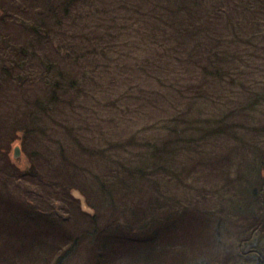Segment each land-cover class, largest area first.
<instances>
[{"label":"trees","instance_id":"obj_1","mask_svg":"<svg viewBox=\"0 0 264 264\" xmlns=\"http://www.w3.org/2000/svg\"><path fill=\"white\" fill-rule=\"evenodd\" d=\"M84 1L43 0V6L44 4L47 6L48 12L53 10L57 25L62 27L60 22L64 17L69 16L72 22L78 19L77 14L79 9L83 8ZM88 1L90 2L89 4H92L97 0ZM101 1L104 7L108 6L105 10V15L101 16L102 21H105L104 16H108L107 14L112 11L116 12L117 9L120 16L115 21L116 26L119 25L122 28L128 24L127 20L134 18L133 16L137 17L136 21L139 26H141L142 22L147 26L148 22L156 21L158 30L155 33L156 40L154 48H152L153 52L148 53L147 56L144 55V60L137 64L139 70L145 75L151 78L156 75H164L169 78L172 77L173 81H179L183 75H186V78L191 80L187 83L186 89H190L192 95H195L197 91L204 95L205 92L211 89L213 84L219 85L220 82L222 85L225 82L229 83L232 85L229 91L237 93L236 87L243 83L242 72L239 68L232 69L226 66L227 55L225 51L230 52V50H225V48L232 45L230 44L231 42L222 40L220 37L217 38L216 43L214 42L215 39L208 40L203 38L205 34H201L203 30L199 29L200 25L190 20L192 13L190 8H187L188 0L178 2L177 8H167L168 19L175 22L174 26L176 29L174 27L172 30H167L168 19H164L162 14L151 13V9L156 11L161 8L159 0ZM182 2L184 4L180 5ZM239 2L245 10L248 7L250 9H248V12H237L239 15L237 16V25L243 27L244 25L242 24L245 22V24L250 26L260 27L262 30L252 33V37L258 38L254 47L264 49L262 47L264 44V0H253L255 4L251 3V0H238L235 4ZM113 4L115 5L112 6ZM253 5L256 6L255 9L251 7ZM123 7L130 9L131 14L126 15ZM180 9L186 11L189 16L188 20L184 21L183 18H176V13ZM44 10L42 8L41 14L44 13ZM60 11L62 15H58ZM225 11L224 8L217 5L214 14ZM102 12L104 13V11ZM96 17H100L99 13ZM227 18L229 23H234L235 25L234 15L227 14ZM93 19L94 17L90 20L92 24H94ZM115 19L116 17L114 16L111 21L114 22ZM19 22L22 25H27L24 21L19 20ZM41 23H46L45 19H42L39 24L30 25L31 28L29 29L34 38L38 39L42 44L49 43L48 30H43L41 35V30L37 29V26ZM110 24H107V26ZM211 24L213 26L212 22ZM111 28L109 26V29ZM232 28L234 29V27ZM109 29L106 28L105 34L100 33L96 35L97 38L94 37L93 43L89 44L90 49L86 48L88 55L92 54L99 56V58L101 56V58L108 59L109 53H107V49H109L117 53L122 51L126 58L131 53L132 48L141 49L138 43L130 45L123 43L122 47L115 49L113 37L118 38V36ZM59 30L61 31V29ZM90 32L92 33V30ZM151 34L152 27L147 32L149 37H151ZM233 35H237L236 31H233ZM239 37L237 35V38ZM259 41L261 42L260 44ZM3 42L7 44V41ZM235 44L237 45V43ZM62 49H65L64 53L68 52L67 46L61 44L56 47L55 51L60 53ZM146 49L149 48L147 47ZM74 50L75 47L72 51ZM24 52H27V49L24 48ZM83 55V58L86 59L84 52H82ZM232 57L229 63L230 67L236 65L231 63L234 61ZM40 59L43 62H47L45 64L46 68L40 72H34L31 70L32 63L26 57H7L2 52V55L0 54V78L3 82H13L24 94L23 99L28 102L31 101L35 107V112L41 110L46 114H50L53 110V105L63 100L61 97L62 91L65 90L66 92L69 86L78 85V82L75 78H70V84H66L59 77H50L48 72L55 64L58 65L57 62L51 58L47 59V57H45L46 61L42 58ZM182 71L185 73L181 74ZM82 72L85 76V70H82ZM32 73H34L33 78L31 77ZM60 74L68 75L66 71L63 73L60 71ZM216 77L220 82L217 81ZM33 79L46 80L47 88L44 89V96L36 94L32 99V93L24 92L26 87L27 90L32 89L22 83ZM197 79L201 80L199 82L201 85L197 82ZM200 88L201 90H199ZM77 89L85 92L82 86L77 87ZM220 89L218 92H220ZM239 91L240 87L238 88ZM243 92L246 98H249L247 105H241L244 106V109L233 108L221 114L222 117L218 120H206L205 122L208 125L199 126L200 137L204 139L209 135L220 137L224 133L232 131H234L233 134L236 136V127L239 126V121H244L243 118L250 116L249 113H246V109H250L253 105L261 102V95L254 90L253 84H251L249 90ZM27 93L28 95H26ZM218 95L219 93H215L213 97ZM229 99L231 98H219L218 101L222 103ZM78 106L83 108L85 105ZM237 113H245L243 117L237 118L239 119L238 122L233 119L230 121L224 119H230L236 116ZM177 119L173 118L172 121ZM209 122L212 123L209 124ZM45 124L41 122V125L36 126L34 130L27 125L21 126V131L23 132L21 136L14 135L16 133V130H14L12 137L5 141L7 146L3 144L0 146L1 150L6 151L15 139H19L20 147H23V151L30 159V166L21 170L13 164L5 163L4 166L10 165L11 171L5 172L2 170V174H0V253L3 252L2 254H4L0 255V264H17L18 261L20 262L23 259L30 260L33 264H67L72 260L80 261L82 259H84L83 263L81 262L82 264H210V258L206 259L204 257L205 254H201L202 249H198L200 245L203 247V244L210 241L211 243L215 241L223 245L219 235L223 229L227 228L225 219L236 220L238 224L246 227V230L242 232L243 243L246 244L247 241L251 244L253 243V249L255 248V250L252 249L253 251L249 250L252 253L247 256L248 250L241 246L240 249L242 251L239 254L241 259L238 263L264 264V146H261L262 142L257 143L259 146L254 144L250 147L255 152L252 158L254 164L249 163L248 168L244 172L240 170L241 168L239 169V172L242 171V176L240 177L243 178L245 187H249L246 190L252 191L251 197L236 191L237 202L231 206L228 204V211L225 212L220 207L219 209L208 210L201 209L195 203H184L180 198L167 195L161 187L155 191L140 188V185L144 186L143 182L155 186L153 182L156 178L151 176L150 173L160 170L158 162L160 159H163V165L169 164V160L164 159L165 149L171 151L176 149V145L184 138L169 137L159 142V145L154 142L148 143L147 145L149 146H145L146 155L155 165L159 166L150 168L147 166L148 164H144L143 167L135 169L125 165L122 166V169H124L122 174H118L114 170L105 173L108 171L106 168L100 178L99 175H92L90 179H87L90 181L80 186V180L77 177L78 172H93L71 161L69 154H66L65 143L57 136L54 138L52 130L47 127L48 124H46L47 126ZM55 124L62 127L65 125L61 120H56ZM167 124L170 126V123ZM189 124L191 126L194 125L193 122ZM260 124V127L264 128V120ZM171 125L172 130H178L176 123ZM73 127L66 126L64 130L71 134L74 148L76 150L80 149L79 151L91 149L92 146L87 147L86 144L82 143L83 136L75 132ZM181 128H183V132L187 130L185 127ZM77 129L80 130V128ZM19 130L20 127L17 131ZM168 133L170 134L171 131L168 130ZM237 134L239 142L238 145L234 146V150L229 151L218 160H212L208 167L213 165L214 161H228L234 151L239 154H244L247 151L245 150L247 146L243 145L245 141L242 140L240 133ZM41 135H47V137L42 140ZM31 137L34 140V145L28 151ZM257 139L259 140L261 137L257 136ZM131 141L130 139L127 140L126 144ZM116 143L118 148H123L125 145L123 142ZM191 147V145L188 146V149ZM260 149L262 154L257 155V151ZM105 150L108 152L104 153ZM171 151H169L170 156ZM97 152H99V156L108 159L110 162L107 165L113 166V168V162L120 163L118 156L121 151L114 153L111 151V147H99L94 150V153ZM59 156H61L60 159L62 161L57 159ZM55 159L57 160L54 162ZM147 161L149 163L150 160L147 158ZM62 169H64V173L61 172ZM168 171L170 172V170ZM108 173L112 175L108 176ZM260 173L262 175H259ZM186 175L188 177L187 173ZM84 177L86 179V174H84ZM8 178L15 182H25L20 189L28 193L27 197L18 196L15 192L22 184L20 182L19 184L16 183L17 186L13 188L14 190H9L7 188ZM228 178L227 176V183H229ZM94 179L98 184L96 187H93V184H95ZM246 181H250V183ZM257 181L261 184L256 183ZM30 182H35L33 184L39 188H34L33 184L30 185ZM111 183H113V186ZM120 183H123L121 186L129 189L122 192L121 195L117 192L121 187L119 186ZM256 185L259 187V192ZM232 186L235 187V185ZM74 188L80 190L85 196L93 209V213L81 209L79 199L71 194ZM228 188L229 186L223 188V190ZM205 189L207 190V188ZM215 191L219 192V190ZM93 192L96 195H100L99 198L97 197V202H91L90 200V196L94 195ZM202 193L204 194V191ZM197 203L200 205V200ZM106 210L109 211L107 217L104 215ZM120 215L123 219L120 218ZM211 234L215 238L214 240H209ZM200 254L201 256L198 257ZM247 257L250 258L249 261ZM242 258L245 259L244 262ZM213 260L216 262L215 259Z\"/></svg>","mask_w":264,"mask_h":264},{"label":"rangeland","instance_id":"obj_2","mask_svg":"<svg viewBox=\"0 0 264 264\" xmlns=\"http://www.w3.org/2000/svg\"><path fill=\"white\" fill-rule=\"evenodd\" d=\"M159 1L161 3L160 11L151 9V13L157 12L155 13L156 15L162 14L164 19H168L167 8H177V3L181 0ZM237 1L188 0L187 8H190L192 13L190 20L200 25L199 29L203 30L201 34H205L203 38L208 40L215 39L214 42L216 43L217 38L220 37L222 40L231 42L230 44L232 45L225 48V50L229 49L230 52L224 50L227 55L226 66L232 69L239 68L242 72L243 81L240 86L236 87L237 93L235 94V92L229 91L232 85L227 82L222 85L216 77L217 81L220 82L219 85L213 84L211 89L205 92L204 95L201 92L198 93V91L195 95H192V91L186 89L187 83L191 81L186 78V75H183L179 81H173L172 77L169 78L164 75H156L151 78L139 70L137 64L144 60V55L147 56L148 53L153 52L152 48H154L156 40L155 33L158 30L156 21L148 22L147 26L142 22L141 26H139L136 21L137 17L133 16L134 18L127 20L128 24L122 28V26H116L115 22L120 16L118 9L116 12L112 11L107 14L108 16H104L105 21H102L101 16L105 15V10L108 6L104 7L101 0H97L92 4L85 0L83 8L79 9L77 14L78 19L72 22L69 16L64 17L60 22L62 27H59L55 21V13L53 10L48 12L47 6L45 4L43 6V0H0V54L2 55L3 52L7 57H26L32 63L31 70L34 72H40L46 68L45 64L47 62L41 61L40 58L44 61L51 58L58 65L55 64L48 72L50 77H59L66 84H70V78H75L78 82V85L69 86L66 92L65 90L62 91L61 97L63 100L54 104L51 113L46 114L41 110L35 112V107L31 101L28 102L23 99L24 94L13 82H3L0 78V146L6 144L5 141L12 137L14 130H16L14 135L21 136L23 133L21 126L27 125L34 130L36 126H40L41 122H43L48 124V126L45 125L52 130L54 138L57 136L65 143L66 154H69L70 160L93 172H78L77 177L80 180V186L90 181L87 179H90L92 175H99L100 178L106 168L108 171L105 173L114 170L116 173L122 174L124 170L122 166L127 165V167L136 169L148 164L147 166L150 168L160 165L159 171L150 173L151 176L156 178L153 182L155 186L143 182L144 186L139 184L140 188L155 191L161 187L167 195L180 198L184 203H195L201 209H219L220 207L225 212L228 211V204L231 206L237 202L236 191L251 197L252 191L246 190L249 187H245L244 180L240 176H242L241 172L248 168L249 163L254 164L252 158L255 152L250 149L251 145L259 146L257 143L262 142L261 146H264V128L260 127V122L264 120V49L254 47L258 38L252 37V33L262 30L260 27L256 28L255 25L250 26L245 24V22L242 24L244 25L243 27L237 25V16H239L237 12H248V9H250L248 7L245 10L240 5V2L235 4ZM106 2H109V0ZM252 2L253 0H251ZM183 4L184 2L180 5ZM217 5L228 12L225 11L215 15L214 11H216ZM251 7L255 9L256 6L253 5ZM42 8L45 10L41 14ZM103 8L105 9L103 10ZM123 11L124 13L126 12V15L131 14L128 8L123 7ZM98 13L100 17L95 18ZM227 14L234 15L235 25L234 23H229ZM58 15H62V12L60 11ZM114 16L116 19L112 22L111 20ZM92 17H94V24L90 22ZM176 18H183L185 21L188 20L189 16L186 11L180 9L176 13ZM42 19H45L46 23H41L37 26V29L41 30V35L43 30H48L49 43L45 44L34 38L29 29L31 28L30 25L39 24ZM19 20L26 22L27 25H22ZM164 21L166 22V20ZM167 23L168 26L165 24L167 30H172L175 27L174 21L168 19ZM107 24H110L109 26L112 28L109 29ZM151 27L152 34L149 37L147 32ZM106 28L118 36V38L113 37L115 49L122 47L123 43H128L129 45L138 43L141 49L132 48L131 53L126 58L122 51L117 53L109 49H107V53H109L108 59L101 58V56L99 58V56L92 54L88 55L86 48L90 49L89 44L93 43L94 37L97 38L96 35L100 33L105 34ZM91 30L92 33L90 32ZM142 30L143 32H141ZM233 31H236L240 37L237 38V35H233ZM3 41H7V44ZM59 44L66 45L68 52L64 53L65 49L60 50V53L56 52L55 49ZM74 47L75 50L72 51ZM147 47L149 49H146ZM262 47H264V44ZM24 48L27 49V52H24ZM82 52H84L86 59L83 58ZM231 57L234 59L231 63L236 64L234 67L229 66ZM82 70H85V76ZM60 71L62 73L66 71L68 75L64 76L60 74ZM184 73L183 71L181 72V74ZM33 75L34 73L31 75L32 78ZM200 81L197 79L198 83ZM22 84L30 86L32 89L27 90L26 87V91L24 90V92L33 94L31 96L32 99L36 94L44 96V89L47 88L45 79L27 80ZM199 84L201 85V83ZM251 84L254 85V90L261 95V102L253 105L250 109H246V113H249L250 116L243 118L244 121H239L237 118L243 117L245 113H237L236 116L230 119L224 118L226 121L232 119L239 121V126L236 127V136H234V131H232L224 133L220 137L213 135H209L205 139L200 137L199 126L208 125L205 122L206 120H218L222 117L221 114L233 108L244 109V106L241 105H247L249 98H246L243 91L249 90ZM79 86H82L85 92L78 90L77 87ZM239 87L240 91L238 92ZM219 89L220 92H218ZM215 93H219V95L213 97ZM219 98L231 99L220 103L218 101ZM78 105L85 106L81 108ZM173 118L178 119L172 121ZM56 120H61L65 125L62 127L55 124ZM190 122H193L194 125L191 126ZM167 123H170V126H172V123H176L178 130H172V127ZM211 123L209 122V124ZM66 126H74L75 132L83 136L82 143L86 144L87 147L92 146L91 149L85 151L76 150L71 134L64 130ZM19 127L20 130L17 131ZM181 127H185L187 130L183 132L184 130ZM77 128H80V130ZM168 130L171 131L170 134ZM237 133H240L242 140L245 141L243 145L247 146L245 147L247 151L244 154L234 151L228 161H214L215 163L208 167L212 160H218L229 151L234 150V146L238 145L239 142ZM257 136L261 137V139L258 140ZM46 137L47 135H41L42 140ZM169 137L184 138V140L179 141L176 149L172 151L165 149L164 159L169 160L168 165H163V159L158 161L159 165H155L146 155L145 146H149L147 145L148 143L154 142L159 145V142ZM129 139L132 141L126 144ZM30 140L28 151L34 145L32 137ZM116 142H123L125 145L121 149L118 148ZM190 145L192 147L188 149ZM16 147L19 148L17 156L14 155ZM99 147H111V151L114 153L121 151L118 156L120 163L113 162L114 168L107 165L110 162L108 159L99 156V152L94 153V150ZM169 151L172 152L171 156ZM107 152L105 150L104 153ZM261 154L262 150L260 149L257 151V155ZM60 158L61 156L57 159L62 161ZM147 158L150 160L149 163ZM5 163L13 164L20 170L30 166V159L23 151V147H20L19 139H15L6 151L0 149V174H2V170L5 172L11 171L10 165L4 166ZM239 169L242 171L239 172ZM61 172L64 173V169ZM261 173L259 175H262ZM84 174H86V179ZM111 175L108 173V176ZM227 176L229 177V183L226 182ZM93 181L95 182L93 187L98 186L96 180L94 179ZM19 182L22 183L21 181ZM19 182L8 178L7 188L14 190L13 188ZM246 182L250 183V181ZM24 183L20 185L19 190L15 191L18 196L27 197L28 195V193L20 189ZM33 183L35 182H30V185ZM256 183L260 182L257 181ZM111 185L113 186V183ZM121 185L123 183L119 184V186ZM232 185H235V187ZM32 186L39 188L34 184ZM223 186H229V188L223 190L225 188ZM130 189L132 190V188ZM128 190L127 187L121 186L117 192L121 195L122 192ZM215 190H219V192ZM202 191H204L205 195ZM257 191L259 192V187ZM44 192L46 193V191ZM71 194L79 199L82 210L93 213V209L80 190L74 188ZM93 194L90 196V200L91 202H97L100 195H96L94 192ZM199 200L200 205L197 203ZM108 212V210L104 212L105 217L108 216ZM220 213L224 215L222 212ZM120 218L123 219L121 215ZM225 224H227V228L223 229L219 235L223 245L215 241L211 243L210 241L203 244V247L200 245L198 249H202L201 254H205L206 256L204 255V257L206 259L210 258V264H239L241 246L248 250L247 256H250L252 251L255 250V248L253 249V243L251 244L248 241L246 244L243 243L242 232L246 230V227L238 224L236 220L232 221V219H225ZM211 239H215L212 234L209 236V240ZM2 253L0 255H4ZM83 260H72L67 264H82ZM242 260L243 262L245 261L243 258ZM247 260L249 261L250 258L247 257ZM17 264H33V262L23 259L20 262L18 261Z\"/></svg>","mask_w":264,"mask_h":264},{"label":"water","instance_id":"obj_3","mask_svg":"<svg viewBox=\"0 0 264 264\" xmlns=\"http://www.w3.org/2000/svg\"><path fill=\"white\" fill-rule=\"evenodd\" d=\"M18 154H19V148H18V147H16V148H15L14 155H15V156H17Z\"/></svg>","mask_w":264,"mask_h":264}]
</instances>
